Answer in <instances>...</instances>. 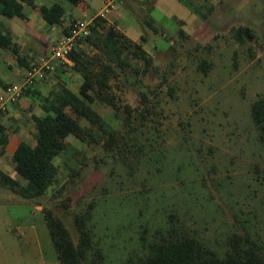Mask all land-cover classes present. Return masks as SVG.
I'll use <instances>...</instances> for the list:
<instances>
[{"label":"rangeland","instance_id":"obj_1","mask_svg":"<svg viewBox=\"0 0 264 264\" xmlns=\"http://www.w3.org/2000/svg\"><path fill=\"white\" fill-rule=\"evenodd\" d=\"M38 1L71 7L69 0ZM88 1L87 13L67 9L76 16L66 22L103 12V0ZM24 12L27 19L0 18V29L13 34L27 60L18 63L17 54L0 48V90L15 83L17 72L44 55L65 30V23L47 24L29 6ZM104 14L107 25L141 43L154 64L148 72L118 69L112 81L122 108L118 115L99 100L92 106L123 132L126 104L136 107L147 95L151 113L128 138V163L102 144L70 135L69 149L55 159L57 182L44 196L28 199L0 185V246L7 249L8 264H57L44 246L52 241L45 208L63 220L75 241L74 215L90 210L89 223L108 264H124L140 253L171 214L221 255L233 232L249 233L264 250V139L252 114L254 103L264 99V0H119ZM150 18L159 32L146 23ZM240 27L244 42L236 37ZM81 47L95 51L88 43ZM130 61L144 67L138 58ZM204 61L211 66L207 73ZM61 68L72 73L70 85L79 94L83 77L81 83L75 79L74 64ZM17 112L0 113V125L14 142L25 137L35 143L31 111ZM79 121L84 130L92 128L87 119ZM0 169L27 183L15 171L10 151L0 156Z\"/></svg>","mask_w":264,"mask_h":264},{"label":"trees","instance_id":"obj_2","mask_svg":"<svg viewBox=\"0 0 264 264\" xmlns=\"http://www.w3.org/2000/svg\"><path fill=\"white\" fill-rule=\"evenodd\" d=\"M69 1L80 9L89 8L85 0ZM25 6L37 10L50 25H62L65 21L66 8L62 4L55 2L47 5L38 0H0V18L27 19ZM94 23L92 34L83 43H88L95 51L88 53L79 45L71 52L74 69L83 77L79 94L66 86H61L59 91L47 96L39 95L32 86L24 91L23 98L37 96L44 110L42 116L31 113L36 128L35 143L21 140L12 156L15 171L27 183L22 184L0 169V185L25 198L38 199L57 182L59 167L55 159L69 149L67 138L70 135L81 136L88 143L102 144L106 151L117 152L121 160L128 163L132 153L128 138L146 124L151 113L147 95L140 102L142 106L126 104V116L123 119L126 132H123L111 126L92 106V103L99 100L111 106L118 115L122 108L117 95L112 91V81L120 75L118 69L126 71L134 68L137 73L148 72L154 64V57L141 43L108 26L103 16H96ZM146 23L155 32H159L155 19H147ZM244 31V27L237 29L236 37L240 42H244ZM141 39L144 41L145 37ZM0 48L12 50L21 64L27 62L20 55L13 34L8 30L0 29ZM131 56L142 60L144 67H133ZM203 64V71L207 73L211 66L207 61ZM252 114L264 139V99L254 103ZM79 117L87 119L92 128L84 130ZM8 143L9 134L0 125V146H3L0 149L1 155L6 153ZM137 165L139 161L130 166L132 172ZM90 214L89 210L74 215L79 231L78 240L75 241L63 220L56 217L49 208L44 209L45 221L61 264H108L104 248L95 240L93 227L89 223ZM226 245L225 253L219 254L190 226L171 214L165 226L153 231L152 238L143 245L142 251L129 256L124 264H264V250L249 233L233 232L227 237Z\"/></svg>","mask_w":264,"mask_h":264},{"label":"built area","instance_id":"obj_3","mask_svg":"<svg viewBox=\"0 0 264 264\" xmlns=\"http://www.w3.org/2000/svg\"><path fill=\"white\" fill-rule=\"evenodd\" d=\"M119 0H103V12L110 13L117 8ZM65 30L53 42L50 53L32 60L27 67L22 79L18 83L9 84L0 93V113H7L12 104L23 98L24 91L32 86L37 80L45 79L53 74L58 64H74L71 52L81 45L92 34L95 26L94 19H72L64 22Z\"/></svg>","mask_w":264,"mask_h":264},{"label":"crops","instance_id":"obj_4","mask_svg":"<svg viewBox=\"0 0 264 264\" xmlns=\"http://www.w3.org/2000/svg\"><path fill=\"white\" fill-rule=\"evenodd\" d=\"M86 1V3L89 5V8L88 9H80V8H78V7H76V6H74L71 2V9H73L74 11H75V9H78V10H80V11H82V12H84V13H87V11L91 8V3L88 1V0H85ZM44 4V3H43ZM65 7V6H64ZM66 8V7H65ZM70 8H66V18H65V21L66 20H68V17L70 16V14L71 15H75L76 16V14H75V12L74 11H67V9H70ZM70 12H73V13H70ZM100 14V11L99 12H97V13H95V15H92L90 18H92V19H94L95 18V16H98ZM89 18V19H90ZM44 19V18H43ZM45 20V19H44ZM64 21V22H65ZM45 23H47V21L45 20ZM48 24V23H47ZM53 40V39H52ZM55 41V39L53 40V41H50V43H49V46L47 47V49H46V51H45V53H43L44 55H46V54H49L50 53V49H51V46H52V44H53V42ZM16 61H18V59L16 60ZM18 63H20L19 61H18ZM64 65V63H59L58 64V67H57V69H56V71L54 72V74H52L51 76L49 75L47 78H45V79H39V80H37L33 85H32V89L33 90H35V92H37L39 95H41V96H47V95H49L50 93H52L53 91H55V90H59V88L61 87V86H66L67 88H69L70 90H72L74 93H77L78 94V89H76L75 87L74 88H72L71 87V85H70V80H69V78H68V76L69 77H71V74L72 73H67L68 72V69H65V68H61L62 66ZM26 69L27 68H21V72H17L18 74H16V76H14L13 78L14 79H16L17 81L15 82V83H18V82H20L21 81V79H22V77H23V75H24V73H25V71H26ZM66 70H67V72H66ZM61 76H63L62 78H61ZM67 76V77H66ZM66 77V78H65ZM77 78H79V80H80V83H81V81H82V76H81V74H76L75 75V79H77ZM0 84H2V81L0 80ZM9 84H11V82L9 83ZM9 84H3V89L2 90H0V93L9 85ZM1 89V88H0ZM38 98V97H37ZM35 102V104H33L32 102ZM11 109L9 108V111H8V113H6L5 115H7L8 117L9 116H11V115H13V113H14V110H15V115H20V113H18L17 112V110H18V108H21V109H23V110H26L27 112H30L31 111V113H35V114H37V115H44V110L41 108V106H40V100H38V99H36V97H33V96H30V97H24L22 100H21V102H19V103H16V104H12L11 105ZM8 133V132H7ZM11 136H10V134H9V143H8V145H7V147H6V153L8 152V151H10V153H11V155L13 156V153H14V151L16 150V148H17V145H18V143L21 141V140H25V141H27V142H29L28 141V139H26L25 137L24 138H22V139H18V140H15V142H14V140L12 139V138H10ZM30 143V142H29ZM5 153V154H6ZM5 154H3V155H1L0 154V156L3 158V156L5 155ZM19 230V229H18ZM18 230H16V231H18ZM51 235V234H50ZM52 238V237H51ZM44 246L46 247V250L48 251V253H50L54 258L53 259H59V256H58V253H57V250H56V247H55V244H54V242H53V240L52 241H47V240H45V242H44ZM4 249H5V252H3V250H2V246H0V264H8V261H9V256H8V253H7V249H6V247L4 246ZM56 251V252H55ZM45 254V253H44ZM51 256V257H52ZM55 260V262L57 263V264H61V262H60V259L59 260Z\"/></svg>","mask_w":264,"mask_h":264}]
</instances>
